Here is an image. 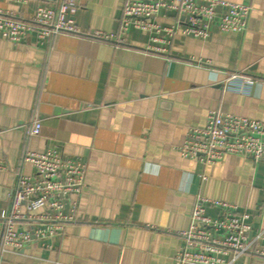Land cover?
I'll return each instance as SVG.
<instances>
[{
  "label": "crops",
  "instance_id": "obj_1",
  "mask_svg": "<svg viewBox=\"0 0 264 264\" xmlns=\"http://www.w3.org/2000/svg\"><path fill=\"white\" fill-rule=\"evenodd\" d=\"M129 1L76 0L80 34L0 38V212L16 173L33 174L25 152L54 149L86 165L76 209H62L72 217L62 232L5 247L0 264H176L198 195L249 214L258 252L235 264H264V163L225 155L203 166L176 148L210 110L264 122V0H225L251 6L242 33L214 21L205 39L177 33L153 42L133 27L119 43L91 36L118 34ZM42 2L0 0V10L28 19ZM154 21L172 24L174 14L161 9ZM222 71L253 82L225 81ZM35 116L40 131L29 135ZM219 212L205 205L208 216Z\"/></svg>",
  "mask_w": 264,
  "mask_h": 264
},
{
  "label": "built area",
  "instance_id": "obj_2",
  "mask_svg": "<svg viewBox=\"0 0 264 264\" xmlns=\"http://www.w3.org/2000/svg\"><path fill=\"white\" fill-rule=\"evenodd\" d=\"M42 1L28 19L0 10V38L18 43L33 34L42 42L57 34L81 33L74 18L78 9L76 0ZM161 9L172 12L175 22L169 25L155 22ZM250 11L249 5L225 0H132L123 7L118 34L94 31L91 36L119 43L124 41L126 30L133 27L149 33L153 42L169 43L177 33L205 39L214 21L221 32H244ZM222 73L225 81L253 82L237 72ZM40 127V119L35 116L28 134L37 135ZM176 148L183 158L197 159L203 166L225 155L250 157L264 163V122L210 110L205 126L190 127L185 140ZM22 160L32 166L33 174L16 173L8 207L0 212V251L5 247L19 250L62 232L65 222L72 219L62 212L65 203L75 210L86 185V165L73 158H63L54 149L27 151ZM201 177L204 179L203 174ZM206 204L219 208L220 212L215 217L208 216ZM42 208L45 213L33 214ZM248 218L249 214L239 211L234 204L196 196L189 227L180 232L184 244L175 256L176 264H235L250 251L258 252L252 246L261 236L250 237ZM18 223H27V229L16 230Z\"/></svg>",
  "mask_w": 264,
  "mask_h": 264
}]
</instances>
